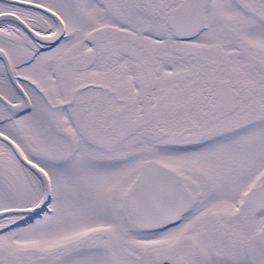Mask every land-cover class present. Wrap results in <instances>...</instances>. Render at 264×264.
<instances>
[{
    "label": "snow or ice",
    "instance_id": "6c2138e0",
    "mask_svg": "<svg viewBox=\"0 0 264 264\" xmlns=\"http://www.w3.org/2000/svg\"><path fill=\"white\" fill-rule=\"evenodd\" d=\"M0 264H264V0H0Z\"/></svg>",
    "mask_w": 264,
    "mask_h": 264
}]
</instances>
